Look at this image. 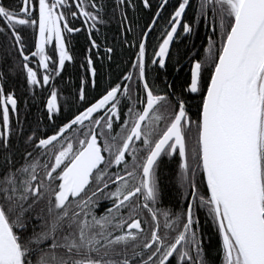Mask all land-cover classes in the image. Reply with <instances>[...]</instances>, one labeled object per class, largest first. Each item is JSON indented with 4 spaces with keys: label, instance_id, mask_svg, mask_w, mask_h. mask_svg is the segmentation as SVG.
<instances>
[{
    "label": "snow or ice",
    "instance_id": "6c2138e0",
    "mask_svg": "<svg viewBox=\"0 0 264 264\" xmlns=\"http://www.w3.org/2000/svg\"><path fill=\"white\" fill-rule=\"evenodd\" d=\"M141 4L143 24L134 0H0V264H264V0ZM200 27L199 48L173 47Z\"/></svg>",
    "mask_w": 264,
    "mask_h": 264
},
{
    "label": "trees",
    "instance_id": "16d2710c",
    "mask_svg": "<svg viewBox=\"0 0 264 264\" xmlns=\"http://www.w3.org/2000/svg\"><path fill=\"white\" fill-rule=\"evenodd\" d=\"M139 11L136 13H133L132 16H139V22L141 24H143L151 15L150 11H147L146 9H144L142 7V4L140 3L139 5ZM111 26L108 27V30L105 29V32L107 34V42L114 46L117 49L118 55H116L114 57V63L112 64V68L110 69V74L112 76L113 79H115V77L118 75V73L121 71L123 64L121 63L122 59H126L128 54H129V50L127 49V46L124 47L123 50H121L120 48V44L119 41L122 38V34L118 28L117 22L116 20H113L111 23ZM86 38L82 37L81 39L77 40V45H78V50L83 53L84 49H85V45H86ZM206 42L205 39V29L203 27H200L195 34H193L190 38L188 36H184L183 38H181L179 44L177 45L175 43L174 48L178 47L180 52L186 51L187 48L192 47L193 45H195L197 48H199L202 44H204ZM162 76L166 75V78L169 82L171 83H175L176 85H179L183 79L186 77L187 75V66L185 65L183 68H181L180 70L175 69L172 66L167 67L166 73L164 72V70H161ZM70 76L65 78L62 87H69L68 85V79L70 78V80H72V82H78V77L79 74H73V70H71L70 72ZM109 75V70L107 68V64L105 66V72H104V78L103 79H98V84L100 89L103 88L104 84L107 82V76ZM22 78L20 77V80ZM22 82V81H21ZM72 83L70 85V88L73 90V92L75 91V87H76V83ZM18 87V95H21L22 98L24 99V93H23V89L22 87H20L19 85ZM23 104V103H21ZM40 105L37 104L35 102V105H32V110H30V113H28V120H30L33 124V126H36V122L38 120V118H40L39 116L41 115L40 110L41 108L39 107ZM25 112V109H24ZM44 119H46L45 115H43ZM22 118L24 117V114L21 116ZM41 121V119H40ZM40 127H41V123H40ZM41 130V128H40ZM175 165L172 164L171 168H174ZM166 176L167 179L165 181V187L162 193V199L165 205L169 204V203H175L178 199V189L174 186V184L172 183V172L171 169H166ZM203 222V221H202ZM206 233L208 234V236L211 239V245L213 248L216 247L217 244V234L215 233L214 229L210 226L205 228Z\"/></svg>",
    "mask_w": 264,
    "mask_h": 264
},
{
    "label": "flooded vegetation",
    "instance_id": "af4514ba",
    "mask_svg": "<svg viewBox=\"0 0 264 264\" xmlns=\"http://www.w3.org/2000/svg\"><path fill=\"white\" fill-rule=\"evenodd\" d=\"M134 3L137 5V11L136 12H138L139 11V4L141 3V0H134ZM147 10V9H146ZM147 11H149V10H147ZM128 12H129V15L130 16H132V14H133V12H132V9L131 8H129L128 9ZM117 16H118V13H117ZM77 26H80L79 25V23H78V25ZM111 26V24H109L105 29H107L108 30V27H110ZM87 27V25H84L83 26V28H86ZM105 29H104V31H105ZM178 31H179V29H178ZM185 36H187V35H185ZM76 37H77V39H76V43H77V40H79V39H81L82 37H84V38H86V40H87V36H86V34L84 33V31H83V29H82V31L80 32V33H77L76 34ZM183 38V37H182ZM174 45H175V42H174ZM174 45H173V47H174ZM77 47H78V45H77ZM71 70H73V74L72 75H76V74H79V77L80 76H82L83 74H84V69H81V68H79L78 66L77 67H75V68H69V72H71ZM67 77H69V76H65V78H67ZM22 79H21V81H23V77H21ZM68 85H69V87H70V85L74 82H72V80H70V78L68 79ZM74 83H76V82H74ZM63 84V83H62ZM60 88H63L62 87V85H60L59 86ZM67 94L66 93H61V96H60V101H61V103L63 104V100H64V98H65V96H66ZM28 96H30V94H28V95H24V99H26L27 101H28V103H27V112L28 113H30V110H32V105H35V102H36V105L37 104H39L40 106V108H41V110H40V113H41V121H40V123H41V131H47V130H49L48 129V126L46 125V123H45V121H44V119H43V115H45V108H44V100H45V97L44 96H38V98L36 99V101L35 102H33L32 100H30V99H28ZM24 109H25V105L24 104H21L20 105V113H21V116L25 113L24 112ZM67 110V107L65 106V111ZM28 116V115H27ZM45 117H46V115H45ZM25 118V115H24V117L22 118L21 117V119L23 120ZM47 118V117H46ZM28 119V118H27ZM49 122V125H50V121H48V119H47V123ZM102 204L104 203L103 201L101 202Z\"/></svg>",
    "mask_w": 264,
    "mask_h": 264
},
{
    "label": "bare ground",
    "instance_id": "6f19581e",
    "mask_svg": "<svg viewBox=\"0 0 264 264\" xmlns=\"http://www.w3.org/2000/svg\"><path fill=\"white\" fill-rule=\"evenodd\" d=\"M39 117L41 118V115H40ZM43 119H44V118H43ZM44 121H45L46 125L49 126V122L47 123V118L44 119Z\"/></svg>",
    "mask_w": 264,
    "mask_h": 264
}]
</instances>
